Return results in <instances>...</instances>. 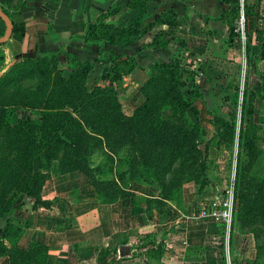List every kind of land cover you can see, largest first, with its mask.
<instances>
[{
  "label": "rangeland",
  "instance_id": "rangeland-1",
  "mask_svg": "<svg viewBox=\"0 0 264 264\" xmlns=\"http://www.w3.org/2000/svg\"><path fill=\"white\" fill-rule=\"evenodd\" d=\"M239 1L247 9L246 16L240 10L236 20L240 39L234 50V64L219 65L202 57L196 63L187 57L180 58L176 70L180 80L178 89H164L166 74L158 67L153 66L149 73L140 75L134 74L135 68L125 73L128 63L114 68L124 56V62H132L133 55L110 49L91 61L93 68L87 76L85 91L77 93L73 108H68L73 120L64 125L60 132L62 141L52 149L56 150V157L49 168L39 169H46L42 190L48 188L52 166L54 172H59L62 164L65 169L81 174L83 181L105 179L97 186L109 196L116 193L112 183L106 180L116 178L127 187L128 181L144 183L143 178L147 177L145 183L152 187L153 196L147 201L148 213L155 207L161 220L171 223L179 219L178 226L184 229L188 225V231L183 229L182 233L189 234L186 239L191 245L180 250V262L173 264H199L188 263L197 260L201 264H215V257L220 264H264V60L260 58L264 0ZM146 16L145 12L139 15L125 9L118 21L126 24L137 19L142 23ZM245 30L250 34L252 46L249 57L244 51ZM25 58L38 60L32 76L0 87V104L8 105L13 121L17 117L40 115V107L55 88L56 78L67 79L80 68L75 56L74 61H69L65 54L62 57L43 54L11 62L3 60L0 77ZM251 90L258 97L254 99L256 127L249 132V136L256 137L253 150L240 147L238 137L240 104L244 95L250 97ZM244 126L247 127L243 123ZM13 127L14 122L0 125L2 168L7 163L11 167L17 163ZM228 188L232 190L233 202L226 230L219 222L212 223L198 214ZM20 203L21 193L14 185L0 206L2 215L19 221L25 219L27 213L21 211ZM196 223L203 228L190 227ZM154 228L147 237L128 231L113 236L108 245H95L92 249L96 264L130 259L132 256L116 252L129 244L137 248L133 250L136 255L123 264H172L169 255H165L168 259H162V252L170 250L173 240L168 239L167 233L175 225L167 230Z\"/></svg>",
  "mask_w": 264,
  "mask_h": 264
},
{
  "label": "crops",
  "instance_id": "crops-1",
  "mask_svg": "<svg viewBox=\"0 0 264 264\" xmlns=\"http://www.w3.org/2000/svg\"><path fill=\"white\" fill-rule=\"evenodd\" d=\"M7 2L0 0V6L10 11L19 10L20 18L25 21V31L11 33L4 45L0 46L5 62L43 54H56L59 57L65 54L66 57L68 53H72L77 60L91 62L101 53L112 49L115 53L136 57L134 74L140 75L142 72L149 73L156 62H169L175 58L187 57L194 63L201 57L204 61L209 58V61L215 60L224 66L234 64L236 60L234 50L238 41L229 38L227 23L220 19L228 9V4L222 0L149 1L143 27L152 23L158 14L170 9L176 13L179 24L172 26L154 23L143 34L133 37L126 47L110 45L104 41H87L84 34L86 25L94 22L101 12L118 3L123 8L127 0ZM23 2L25 4L19 8ZM125 9L127 7L110 15L108 21L121 25L122 22L118 20ZM5 30L6 24L0 18V34ZM161 31L169 32L166 35L168 42L164 46L156 45L152 40ZM50 172L48 188L41 190L38 202L35 203L34 198L21 196V211L25 210L27 216L21 218V221L15 220L21 225L16 246L27 249L33 242L45 245L46 251L39 256L43 264H96L95 250L92 249L95 245H108L113 236L128 231L151 235L156 226L167 230L175 225L174 230L167 233L168 239L173 241L169 244L170 250L162 252V259H168L165 256L167 254L170 263H179L178 253L191 245L187 243V234L182 233L184 228L178 226L179 219L169 223L161 220L155 209L147 212L146 200L153 197L149 184L130 180L125 187L115 178L113 181L128 192L127 196L102 201L94 185L90 181H83L81 174L54 172L53 168ZM6 217H0V229L4 227ZM195 226L203 228L197 223L190 227ZM184 230L188 231V225ZM0 241L6 249L11 247L7 237L0 238ZM130 245H122L116 252L131 256L137 248H131ZM192 262L202 263L200 260L188 261ZM0 264H9L7 253L0 255Z\"/></svg>",
  "mask_w": 264,
  "mask_h": 264
},
{
  "label": "trees",
  "instance_id": "trees-1",
  "mask_svg": "<svg viewBox=\"0 0 264 264\" xmlns=\"http://www.w3.org/2000/svg\"><path fill=\"white\" fill-rule=\"evenodd\" d=\"M8 0H6L7 2ZM152 0H127L126 7L134 11L135 13L141 15L146 12L147 3ZM228 4V9L220 17L227 23L228 36L233 41H239V32L236 27V20L240 16V10H243V13L246 16V5L245 3H240L239 0H222ZM8 3V2H7ZM25 3H21L19 8L22 7ZM120 5H112L106 11L101 12L96 20L92 23H88L85 28L84 38L89 41H104L110 45H119L126 47L128 46L133 37L143 34L146 29L154 23L167 24L176 26L178 21L176 18V13L173 9L167 10L158 14L154 21L147 26H142L139 20H130L126 24H115L114 22L108 21L110 15L119 13L122 10ZM2 10L12 21L13 28L11 33H24L25 31V21L20 18L19 10L10 11L8 8L1 7ZM245 20V18H244ZM246 40L244 42V51L246 57H249L252 46L249 41V33L246 32ZM1 33L0 35H2ZM169 32L161 31L159 32L152 40L156 45L164 46L168 39L166 35ZM4 44H0L2 46ZM261 48V59L264 60V42L260 46ZM117 57H123L122 55H116ZM67 60L74 61L75 58L71 54H67ZM125 58L115 63L113 66L116 69L121 66L122 63H128V67L125 68L126 72H131L137 64L136 57H132V62H124ZM180 58L171 59L169 62H156L153 64L154 67L161 68L166 74V82L164 84V89L168 90L169 88H179L180 80L176 76V70L180 64ZM4 60V54L1 51L0 53V62ZM80 64V68L75 72V74L67 79H64L62 76H58L55 81V88L50 92L49 98H46L42 107H40L42 112L37 117H22L15 118L13 121L12 112L9 111L7 104H0V125L7 122H14V136L16 139V156L17 163L16 165L9 166L8 163L3 166H0V206L5 202L7 194L9 193L11 187L16 186L18 192L21 193V196H28L35 199V203L38 202L39 196L42 190L43 181L45 178L46 169L50 167L51 161L56 157V150H52L54 147L58 146V143L62 141L61 139V130L64 129V125L73 120L71 111L69 107L73 108L74 103L73 99L77 93L85 91L86 88V79L93 68V64L90 61L77 60ZM38 60L31 58H25L19 62H16L12 65L10 70H8L4 75L0 77V87L4 86L7 83L13 81H18L23 78L32 76L36 68H38ZM123 70L121 73L123 74ZM118 78V74H117ZM63 84H59L62 83ZM59 84V85H58ZM246 93V92H245ZM256 94L251 90V95L249 98H244L240 104L241 111V125L239 130V145L243 149L249 148L250 150L255 149L256 147V137L249 136V132L256 127V122L254 121L255 107L254 99ZM247 99V100H246ZM243 123L247 127H243ZM251 128V130H250ZM41 167H46V169L39 170ZM53 168V166H52ZM61 170L59 172H71V168H64V165H61ZM150 166L147 167L149 169ZM51 171V170H50ZM90 181L95 189L97 194L102 201H110L119 196H127L128 192L124 191L122 188H117L115 181H110L115 189L116 195L109 196L105 190L102 193L101 189L97 186L98 180H87ZM108 181V180H106ZM143 181L147 182V177L143 178ZM148 183V182H147ZM149 199V198H148ZM146 200V205L147 201ZM264 207V203H262ZM158 214L159 211L154 207ZM151 209V210H152ZM148 212V205H147ZM3 216L0 210V217ZM216 223L214 221H210ZM220 226H223L219 223ZM224 227V226H223ZM21 232V225L15 222V219H11L9 216L6 217V222L3 228L0 229V238L7 237L11 243V247L6 249V247L0 241V255L6 254L9 257V264H43L39 260L41 253L46 251V246L33 242L27 249H21L16 246V238ZM137 233V232H136ZM141 237H147L148 234H139ZM154 241L157 242V237L154 236ZM229 246L232 247V242L229 240ZM140 250V249H138ZM132 253V257H135L136 253ZM111 254H113L111 252ZM217 254V253H216ZM120 258L115 260L114 264H123L126 261L133 260L134 258ZM215 263L220 264L217 257H215Z\"/></svg>",
  "mask_w": 264,
  "mask_h": 264
},
{
  "label": "built area",
  "instance_id": "built-area-1",
  "mask_svg": "<svg viewBox=\"0 0 264 264\" xmlns=\"http://www.w3.org/2000/svg\"><path fill=\"white\" fill-rule=\"evenodd\" d=\"M232 202V190L228 188L225 194L218 195L214 197V200L208 202L207 208L202 207L198 216L219 222L227 230L231 220Z\"/></svg>",
  "mask_w": 264,
  "mask_h": 264
},
{
  "label": "water",
  "instance_id": "water-1",
  "mask_svg": "<svg viewBox=\"0 0 264 264\" xmlns=\"http://www.w3.org/2000/svg\"><path fill=\"white\" fill-rule=\"evenodd\" d=\"M0 18L6 24L5 32L0 35V44H2L8 40L9 35L12 32L13 24L11 19L2 10H0ZM201 149L204 150L203 146H201Z\"/></svg>",
  "mask_w": 264,
  "mask_h": 264
}]
</instances>
